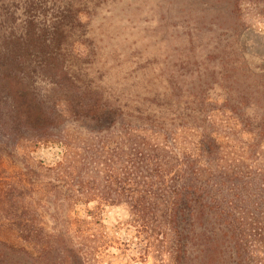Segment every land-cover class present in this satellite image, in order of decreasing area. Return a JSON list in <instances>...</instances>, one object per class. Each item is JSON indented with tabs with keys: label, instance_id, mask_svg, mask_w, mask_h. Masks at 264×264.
Instances as JSON below:
<instances>
[{
	"label": "trees",
	"instance_id": "obj_1",
	"mask_svg": "<svg viewBox=\"0 0 264 264\" xmlns=\"http://www.w3.org/2000/svg\"><path fill=\"white\" fill-rule=\"evenodd\" d=\"M192 1L208 6L198 13V24L188 29L187 41L212 43V54L222 59L243 57L241 0ZM34 3L38 13L17 27L3 28L6 21L0 15V131L57 145L63 157L55 168L54 184L47 187L37 182L21 207L16 228L22 240L29 246L45 235V248H56L66 229L86 223L73 208L87 204L88 196H97L103 201L96 208L124 207L136 236L148 247L161 243L171 264H252L256 246V252L264 253V210H256L264 204V183L262 187L260 175L239 164L246 157L237 161L227 156L223 144L224 140L229 143L228 137L221 136L215 125L214 110H206L204 100L198 99L192 122L170 126L162 110L121 104L86 82L84 71L69 58L73 26L82 25L81 11L74 9L76 2L57 0L49 7L44 0ZM189 17L188 13L185 19ZM251 94L264 100L261 91ZM235 96L225 93L215 111L225 117L226 127L232 121L248 137L244 151L249 156L250 149L264 142V110L253 109L244 118L246 112L238 110ZM68 127L94 137L95 147L80 141L75 144L77 137ZM225 130L229 135L230 128ZM188 132L189 146H182L179 137ZM99 164L104 166L102 171ZM78 165L91 169L84 167L81 173ZM106 171L104 179L101 174ZM97 182L101 188L95 194V188L88 186ZM255 183L262 191L257 187L253 196L260 197L248 199L247 184L251 189ZM27 186L22 180L8 185L0 180V210L6 197ZM243 210L254 218L247 222ZM46 211L55 223L49 228L43 221ZM7 244L0 242V264H34L28 248L16 250ZM80 247V243L71 245L77 252Z\"/></svg>",
	"mask_w": 264,
	"mask_h": 264
},
{
	"label": "rangeland",
	"instance_id": "obj_2",
	"mask_svg": "<svg viewBox=\"0 0 264 264\" xmlns=\"http://www.w3.org/2000/svg\"><path fill=\"white\" fill-rule=\"evenodd\" d=\"M44 1L48 7L54 2L57 4V0ZM73 1L76 2L74 9L81 11L82 25L75 23L73 26L68 41L73 48L69 58L84 71L86 82L99 87L113 99L118 98L121 104L131 108L162 110L165 123L170 126L192 122L191 114L199 109L198 99L204 100L206 110L216 112L227 92L236 95L234 103L240 107L238 110L241 113L246 112L244 118L253 109L264 110V100L261 102L251 94L255 90L264 95V0H241L240 15L245 25L244 55L227 59L212 54L213 45L206 40L189 43L186 39L191 24H198V13L208 6L206 3L191 0ZM32 2L0 0V15L6 21L1 26L17 27L26 17L38 13V7ZM188 13L191 14L189 21L185 19ZM193 17L194 21H190ZM237 90L243 92L238 95ZM214 112L211 117L218 125L221 136L228 137L229 143L224 140L223 144L225 153L237 161L246 157L239 164L244 170L260 175L263 187L264 142L260 148L255 146L250 149L251 154L246 156L244 148L248 137L240 133L232 121L226 127L222 123L225 117ZM227 128L231 130L229 135H225ZM66 130L77 137L75 144L80 141L95 147L94 137L69 127ZM187 135L189 132L179 137L182 146H189L191 138ZM0 143L4 164L0 169L2 184L8 185L14 180L28 184L21 193L16 191L5 198L0 210V242L12 244L16 250L28 248L35 257L34 264H171L161 243L148 247L143 238L136 236L124 207L104 205L96 208L103 201L97 196H88L90 200L87 204H78L73 208L86 223L78 229H66L65 236L59 240L61 244L56 248H45L48 242L45 235H39L29 248L16 228L17 217L21 215V207L37 182L47 187L54 184L55 168L63 157L62 149L57 145L39 143L32 136H8L3 131H0ZM75 151L80 153L78 149ZM65 166L63 162L62 172ZM78 167H82L81 173L84 167L91 169L83 165ZM103 169L104 166L99 164L98 170ZM104 174H108L107 171L101 174L105 179ZM96 184L88 186L91 190L95 188V194L101 188L99 183ZM261 185L255 183L250 189V184H247L248 190L244 194L248 199L259 198L253 195L257 187L262 188ZM10 198H13L14 206ZM35 203L41 206L37 200ZM256 210L263 211L264 204ZM256 210L253 209V212ZM242 212L247 222L254 218L251 212ZM42 214L46 228L55 225L51 212ZM262 217L263 213L260 214ZM65 221L62 222L63 227L67 225ZM75 243H80L81 252L71 249ZM255 250L258 251V246ZM256 251L252 264H264V253Z\"/></svg>",
	"mask_w": 264,
	"mask_h": 264
}]
</instances>
